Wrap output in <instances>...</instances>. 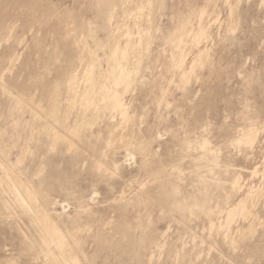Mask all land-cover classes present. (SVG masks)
I'll use <instances>...</instances> for the list:
<instances>
[{
    "label": "bare ground",
    "instance_id": "6f19581e",
    "mask_svg": "<svg viewBox=\"0 0 264 264\" xmlns=\"http://www.w3.org/2000/svg\"><path fill=\"white\" fill-rule=\"evenodd\" d=\"M131 4V11L135 13L128 17L129 27L122 30L126 8ZM11 5L21 12H30V15L38 10L36 0L0 2V90L9 97V102L3 110L0 109V187L13 195V201L22 212L31 213L29 219L41 243L32 249L37 259L39 254H43V262L55 264L51 256L61 252L64 240L78 246L82 230L81 214H88L83 202L74 195L78 191L79 176L91 180L89 198L94 201L99 195L97 185L100 176L125 177L124 169L132 164L144 171L146 182L155 184L153 189H143L142 193H162L155 202L169 200L171 193H199L188 199L186 210L191 215L207 217L209 230H213L216 225L212 216L217 211L221 212L217 203L221 196L215 197L214 193H222L225 196L223 207L226 218L225 224L216 229L224 230L228 238L231 236L230 224L242 218L252 219L247 231H255L253 220L259 221L255 210L246 215L241 202L244 197L236 204L231 203L227 193L237 181L228 175L227 165L224 169H217L220 168L217 156L208 157L212 150L207 140L198 135V129L205 123L200 118L202 109L198 105H189L188 109L183 105L175 106L173 111L177 123L174 127L161 117L153 124L147 123L150 105L157 110L172 106L167 100L171 85L184 90L193 78L199 79L197 68L210 65L211 55L207 49H198L186 63L192 47H198L203 39L210 38L207 31L209 25L201 22L204 15H211L210 11L205 12V8L187 3L185 13L174 11L170 27L164 29L154 24L151 28L156 37L152 34L150 40H145L142 34L146 30L140 23L141 19H136L137 14L149 11L150 7L153 11L155 5L161 9L162 0H94L91 5L93 19L86 17V10L82 12L66 7L59 16L63 32L55 35L56 40L53 36L50 43L41 36L38 28L35 30V25L40 22L34 16L25 24L20 23L19 16L2 20L1 14L5 15ZM195 19L198 20L197 25L193 23ZM216 21L218 17L213 19V22ZM239 25V13L230 8L228 30L233 31ZM99 31L104 33L103 37H99ZM118 31L121 32L120 39L119 35L116 36ZM28 33L33 49L27 47L24 64L28 70L24 76L17 65L24 60V53L19 49L28 46ZM156 38L161 42V49L157 55H152L150 45ZM3 44L7 47L4 48ZM87 56L86 64L84 58ZM82 62L85 64L82 65ZM53 66H60V71L57 76L50 77ZM8 74H11L12 84L6 81ZM139 94L143 100L139 103L140 108H136V96ZM128 129H131V138L125 136ZM113 132H116L121 144L129 145L131 161L117 156L118 165L111 166L107 152L114 141ZM258 132L255 120L248 121L241 127L232 145L238 148L252 145ZM166 133H170L173 140L167 149L170 155L167 161L162 160L161 151L152 146ZM248 139H251V144ZM14 148L15 161L12 162ZM191 152H203L201 157L211 163L204 171L194 175V179L190 180V191H187L186 186L181 185L185 180L181 176L182 170L174 162ZM28 156L32 160L26 166ZM137 156H140L139 164ZM154 156L156 158L152 159ZM110 166L111 174L106 172ZM261 172L257 169L252 172L258 175L257 187L262 185ZM129 175L125 185L117 190L121 198L130 193L136 183L142 187L145 185L138 182L134 175ZM257 187L254 185L249 190H256ZM52 193H65L59 204L67 217L49 211V207L55 204L50 198ZM70 199L76 201L73 215L67 211ZM261 201L264 203V196L254 208ZM146 202L136 195L127 204V209L133 210L136 205L143 207ZM175 204L179 202L175 201ZM123 225L129 228L126 218L120 217V226ZM127 234L128 230L122 236L125 238ZM245 236L240 230L239 235L232 238L234 249L238 246L237 240ZM30 245L29 248H32Z\"/></svg>",
    "mask_w": 264,
    "mask_h": 264
},
{
    "label": "rangeland",
    "instance_id": "374dc122",
    "mask_svg": "<svg viewBox=\"0 0 264 264\" xmlns=\"http://www.w3.org/2000/svg\"><path fill=\"white\" fill-rule=\"evenodd\" d=\"M13 1L0 0L3 4ZM92 1L94 0H36L38 10L35 13L31 12L30 15V12H21L11 5L5 15L1 14V19L19 16L20 23L25 24L34 16L40 22L35 25V30L38 28L41 36L51 43L53 36L56 40L57 33L63 32V26L59 22L60 13L66 7L82 12L86 10V17L93 19ZM162 2L161 9L155 5L153 11L150 7L149 11L144 10L140 13L141 15L137 14L136 19H141L140 23L146 30V33L142 34L143 39L150 40L152 34L156 37L151 28L154 24L157 23L166 29L172 24L174 18L171 17L174 11L185 13L186 4H194L200 9L205 8V12H211V15H207L208 17L204 15L201 21L209 25L207 31L210 38L203 39L198 47H192L186 63L190 62L198 49L209 51L211 63L202 69L197 68L199 79L193 78L184 90L171 85L167 100L172 106L157 110L154 105H150L147 123L153 124L161 117L167 120L168 125L172 124L174 127L177 123L173 111L175 106L183 105L188 109L189 105H198L202 109L200 118L205 122L203 127L198 129V135L207 140L212 150L208 157L217 156L220 162V168L217 169H224L227 165L228 175L237 181L227 193L231 203L236 204L244 197L241 202L246 215H250L255 210V214L259 217V221L253 220L255 231L253 233L250 230L247 231L252 219L242 218L231 224L229 218L227 219L231 233L228 238L225 237L224 230L216 229L219 225L225 224L226 213L223 207L225 196L222 193H214L215 197L221 196L217 201L221 212L217 211L212 216V221L216 225L213 230H209L210 222L207 217L202 215L197 217L186 210L188 199L199 193H171L169 200L155 202V199H160L162 193H142L143 189H153L155 184L146 182L144 171L132 164L124 169L125 177L112 178L105 174L100 176V182L97 185L99 195L94 201L89 198L91 180L83 175L79 176L78 191L74 195L83 202L88 214H81L82 230L79 233L78 246L76 247L77 243L71 244L68 240H64L61 252L51 256L55 264H264L263 201L254 208L257 201L264 196V0H216L214 2L211 0H162ZM132 7L133 4L126 8L128 10L122 20V30L129 27L128 17L135 13L131 11ZM230 8H235L240 16V25L233 31L228 30ZM50 9L52 11H49ZM146 15L150 16L151 20L148 17V21ZM215 17H218V21L213 22ZM197 22L198 20H193L196 25ZM118 32L116 36L119 35L120 39L121 32ZM98 34L99 37L104 36L102 31ZM144 34H147L146 38ZM27 37L28 46L18 48L19 51H23L24 60L17 67L21 69L24 76L28 70L24 64L28 49H33L30 33ZM160 43L156 38L150 45L152 55L160 52ZM59 44L62 45L61 41ZM111 44L110 41L109 45ZM6 45L3 44V47L6 48ZM164 48L168 49L167 46ZM83 54L84 51H82ZM41 56L45 54L41 53ZM88 58L87 56L84 59ZM85 60L84 62L88 63ZM85 63L82 62V65ZM52 69L49 76H57L60 66H53ZM10 76L11 74L7 75L6 81L12 84L13 80H10ZM142 100L140 94L136 96V108H140L139 103ZM8 102V95L0 90V109L3 110V106ZM250 120H255L259 129L252 145L242 148L232 145L234 139L239 136L241 127ZM125 136L131 138V129L125 131ZM171 138V134L166 133L159 141L152 144L153 148L161 151L162 160L170 159L167 149L172 144ZM112 139L114 141L107 152V156L112 161L111 166L118 165L117 156H124L126 160H130L129 145L121 144L116 132H113ZM248 142L251 144V139H248ZM12 152L14 154L10 160L13 162L15 148ZM202 154L203 152H191L174 162L182 170L181 176L185 180L181 185L186 186L187 191H190L189 184L190 180L194 179V175L204 171L211 163L204 160L201 157ZM154 158L156 157H152ZM31 160L32 157L28 156L25 165L30 164ZM139 161L140 156H137L138 164ZM111 166L106 169V172L110 174ZM255 169L259 172L262 170L260 175L263 181L259 187H257L258 175L252 174ZM129 174L134 175L138 182L145 185L142 187L136 183L131 192L121 198L117 190L125 185ZM254 185L257 189L249 190V187ZM136 195L147 200L145 206L136 205L133 210L127 209V204H130ZM50 198L55 204L49 207V211L61 213L63 218L67 217L65 213H62L59 204L65 198V193H52ZM175 201L179 204H175ZM70 202L71 205L67 211L73 215L76 201L70 199ZM196 211L195 209L194 212ZM30 216V212H22L21 208L15 204L12 194L4 192L0 187V264H46L43 262V254H39L40 258L37 259V255L32 251L33 248H37L38 243L40 245L41 243L30 222ZM120 217L126 218L129 228L125 225L120 226ZM126 230L128 234L124 238L122 234ZM240 230L246 236L237 240L238 246L236 245L237 248L234 249L232 238L237 237ZM233 243H235L234 239ZM29 244L33 247L29 248Z\"/></svg>",
    "mask_w": 264,
    "mask_h": 264
}]
</instances>
